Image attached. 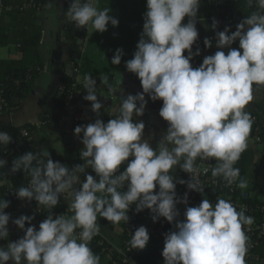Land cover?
I'll use <instances>...</instances> for the list:
<instances>
[{"label":"clouds","instance_id":"1","mask_svg":"<svg viewBox=\"0 0 264 264\" xmlns=\"http://www.w3.org/2000/svg\"><path fill=\"white\" fill-rule=\"evenodd\" d=\"M246 3L248 7L255 3L258 11L244 17L231 34L229 26L216 32L220 50L193 68L190 61L200 55L199 49L192 51L198 38L195 24L200 0H146L136 50L125 62L126 70L139 79L142 91L121 100L118 115L107 123L97 118L74 128V136L84 146L79 153L83 163L70 169L45 159L42 152H26L12 161L11 173L22 170L30 176L29 185L15 191L19 200H35L50 210L67 193L71 215L54 217L50 213L38 230L25 227L26 223L31 225L33 216L12 220L24 235L0 246V264L9 260L13 264H100V257L89 246L100 233L98 217L114 225L127 224L133 205L136 213L148 209L154 223L161 217L170 224L176 221L175 230L164 235L163 264H246L248 236L244 226L250 230L254 218L245 215L243 207L237 211L225 199H218L215 205L202 199L198 206L187 207L188 193L179 198L175 191L177 183L186 184L188 190L204 191L191 175L196 172L197 159L215 160L212 177H222L226 186L240 177L234 165L248 147L253 124L245 108L253 99V85L264 86V0ZM97 4L98 0H71L67 22L77 29L90 25L100 33L109 24L118 26V19L109 15L110 9L101 10ZM51 6V2L46 5ZM186 17L187 23H182ZM217 25L213 19L211 28ZM237 41L238 48H231ZM203 43L205 48L212 47L210 38ZM225 48L229 49L227 54ZM123 55L117 48L111 64L119 65ZM100 82L111 90L108 75ZM83 89L87 91L84 100L91 102V111L99 116L102 104L96 80L85 75ZM145 95L153 102L162 101L158 115L168 124L155 149L142 140L144 122L133 119L144 115ZM11 139L0 131V146H7ZM5 164L0 159V168ZM177 165L190 175L189 181H174L170 173ZM87 169L95 176L85 174ZM81 174H85L83 181ZM247 186L244 180L237 184L240 189ZM9 203L0 199L2 240L9 235L6 226L11 217L4 211ZM177 204L186 206L182 221L177 220ZM149 239L145 226L136 228L128 241L129 251L144 250Z\"/></svg>","mask_w":264,"mask_h":264},{"label":"crops","instance_id":"2","mask_svg":"<svg viewBox=\"0 0 264 264\" xmlns=\"http://www.w3.org/2000/svg\"><path fill=\"white\" fill-rule=\"evenodd\" d=\"M45 1L46 3L44 6L37 9V12L34 13L32 18L27 17L25 23L24 21H17L13 19L11 15L7 14H3L0 17V62L20 61L22 59L19 37L22 31H26L29 28L31 19L34 20V24L40 32L38 53L42 60V69L39 71L38 77L34 81L33 88L29 95L17 106L12 108L7 107L6 110L0 111V127L19 128L27 125L32 127L29 133V140L18 152L8 158L7 166L12 165L14 159L22 156L26 152H42L45 159H47V157L51 159L53 155H62L66 148H73L79 155L84 147L80 139L73 134L74 124L71 115L67 112L60 111L55 102L60 80L65 69L70 66L69 61L72 60L76 67V62L79 59L76 58L77 56L74 57L70 54V49L65 38V25L67 24V19L62 11L63 0ZM49 2L52 3V6L46 7ZM207 9L208 1L200 0L197 11V22L195 24L198 31V38L192 46L193 52L197 49L200 50V55L194 56L199 59L200 63H202L204 57L216 52L212 47L205 48L203 43L204 39L208 38L210 29L206 17V13L208 12ZM92 35L93 29L91 30V34H89L88 27L86 39H89ZM230 47L238 48V41L234 42ZM228 50V48L223 49L225 54H227ZM129 74L130 72L119 73V80H122L121 83L116 81L115 77L109 81L111 90L101 83L100 80L95 79L98 101L102 104L99 116L91 111V102L83 98L87 94V91L85 89L78 91L76 96V111L80 115V122L90 123L94 122L97 118L107 121L111 119L112 113L120 108L121 98H126L129 94L135 95L141 92L142 88L139 79L135 74ZM252 96L253 99L245 108V111L250 112V114L259 113V117H262L263 111H259L258 106L263 102L264 95L259 89L253 87ZM145 99L148 103L144 115L134 117L133 119L135 122L141 120L144 122L145 128L142 140H147L153 149H155L158 142L162 139L168 124L158 114L148 111V109L152 111L153 109H159L161 107V101L158 100L153 102L147 95H145ZM46 114L53 116L55 118L54 121L43 122L42 119ZM257 145H260L261 149L252 146V138L249 135L247 149L252 152V162L246 172L245 180L247 185L250 186L251 189H254L251 195L257 196V198L262 201L264 200V180L262 181V177H258V171L262 169L264 172V145ZM80 162L83 163L81 159ZM181 163H183V161H181ZM123 167L122 165L121 168ZM2 171L3 169L0 168V186H7L1 179ZM86 172L95 176V173H93L91 169H87ZM170 174L173 175L174 181L180 180L182 173L179 165L172 169ZM84 178L85 175L81 174V181H83ZM180 186L181 184L177 183L175 189ZM77 187H79V185H77ZM0 199H3L1 194ZM69 200L68 194L64 193L59 198L57 206H63L68 209ZM33 202H35V200H25L24 207L28 209ZM21 215H26L24 210L19 216L17 215L15 219L19 218ZM256 219L264 222V216ZM97 222L100 225V233L98 235L111 249H113V251L119 249L121 246V223L114 225L99 217ZM33 225V221H31V225L26 223L25 227ZM6 227L9 232L8 238H15L18 232L22 231L12 222L8 223ZM150 251L148 246L142 250L146 256H149L148 254H150ZM258 258L259 261L257 262H249L246 264H264V259L260 258V256ZM109 261L110 256L106 254L100 259V264H109ZM6 264H13V262L9 260ZM134 264H137V262H134Z\"/></svg>","mask_w":264,"mask_h":264},{"label":"trees","instance_id":"3","mask_svg":"<svg viewBox=\"0 0 264 264\" xmlns=\"http://www.w3.org/2000/svg\"><path fill=\"white\" fill-rule=\"evenodd\" d=\"M207 2V0H204ZM32 3L35 8H27L22 12L13 11L10 13H5L11 15L13 19L17 21H24L27 19L25 15L32 18L37 9L44 6L45 0H3L0 1L1 5H13L21 6L24 4ZM71 0H63L62 11L66 17L67 8L69 7ZM99 9L109 8V15L118 19V26L113 27L110 24L107 26V30L103 33L96 32L93 28V35L89 39H86V31L90 26L85 28L77 29L72 24L65 25V38L70 49V54L74 57L79 56V60L76 62L77 76L78 80L71 79L67 76H62L59 86H65V88H70V86L75 83L76 90H83V78L85 75L92 76L93 79L101 80V78L106 74L109 77V81L114 79V77L121 72H128L125 68V62L132 59L133 53L136 50V44L140 38V33L142 32L143 25V13L146 11V0H98L97 4ZM225 10L235 11L238 15L239 21L243 20L244 17L251 15L253 12L258 11L255 3L252 7H248L246 0H228L223 2L222 6ZM209 10V9H207ZM188 18L186 17L182 23H187ZM19 47L22 54V59L20 61H10V62H0V83L3 85V97L7 102V107L12 108L17 106L21 101H23L30 93L33 88L34 81L37 79L39 71L42 69V60L38 53V44L40 40L39 29L35 26L34 20L31 19L29 28L22 31L19 37ZM117 48L123 50L124 55L121 58L119 65H112L111 59ZM184 55H187L185 51ZM132 74V73H130ZM253 87L259 89L264 95V86L254 84ZM56 105L60 111H63L64 107V96L56 93L55 99ZM76 103V100L72 101ZM259 111H263V116L259 117V113H252L257 118V126L259 127V133L257 137L259 141L257 144L264 145V99L263 102L258 106ZM119 109L113 112L111 119L118 115ZM53 116L46 114L42 121L43 122H53ZM108 121V120H107ZM107 121H104L107 123ZM93 123V122H90ZM89 123H76L73 126V130L76 126L87 125ZM26 129L29 133L32 127L22 126L19 128H6L0 127V131L7 132L12 136H18L20 131ZM251 138L254 139L253 126L250 134ZM51 160L53 162H60L69 168L75 164L81 163L80 158L76 150L73 148H66L62 155H53ZM252 162V152L246 149L241 154L240 159L234 165V167L239 168L240 177H245L246 172ZM216 161L214 160V167L216 166ZM180 180H183L185 172L181 170ZM30 178L27 172L22 170L18 171L16 178L12 180V187L14 189L24 187L28 179ZM219 180H223L222 177H216ZM181 186L175 189L176 193L179 192ZM158 190V188H157ZM246 193L249 194V198L244 200V202L252 205L255 218H261L264 216V211H260L261 206H264L263 201L259 200L257 196L251 195L254 189L250 186L245 189ZM10 189L7 186H0V194L2 198L9 201L8 193ZM240 190H237L236 195H238ZM228 189L223 187L220 189H212L206 191L205 198L210 202L214 201L216 198L223 199L227 194ZM10 205V203H9ZM37 202H33L31 206H36ZM42 210L40 215V220H44L50 213L55 217L59 215L70 216V212L67 208L63 206H55L52 209H47L44 206H39ZM26 216H31L26 213ZM122 227V224H121ZM76 231H80L77 229ZM14 238H8L7 240L0 239V246L5 243L13 242ZM90 248L93 253L103 258L109 253L111 249L110 246L99 236H95L90 242ZM147 246L150 248L149 256H146L142 251L137 250L132 254V261L137 262V264H163V258L161 256L162 245L156 240L150 238ZM259 248V249H258ZM255 251V254L264 259V239L262 240L260 246ZM258 256V257H259ZM111 264V261L109 262Z\"/></svg>","mask_w":264,"mask_h":264},{"label":"built area","instance_id":"4","mask_svg":"<svg viewBox=\"0 0 264 264\" xmlns=\"http://www.w3.org/2000/svg\"><path fill=\"white\" fill-rule=\"evenodd\" d=\"M3 1V0H0ZM208 1V12L206 13V17L209 23V33L208 38L212 40V48L216 51L220 50L216 47V41H215V34L216 32L223 31L225 26H229V33L235 31L236 25L240 22L238 15L235 11L232 10H225L223 6V0H207ZM29 8H35L34 5L30 2L28 4H24L21 6H13V5H1L0 6V17L5 13H10L13 11H19L22 12L25 9ZM213 19L218 21V25L215 29L211 28V24ZM67 24H69L67 22ZM190 64L193 68L198 67L201 63L198 58L193 57V59L190 61ZM74 74L77 75V68L75 67ZM78 77V76H77ZM58 94L64 96V107L63 111L67 112L71 115L73 124L80 122V115L76 111V103H72V101L76 100V96L78 94V91L76 90V84L73 83L70 88H65V86H59L58 87ZM7 109V102L3 97V85L0 83V111H4ZM251 117L253 119V132H254V140L255 142L259 141V138L257 137V134L259 133V127L257 126V118L255 115L251 114ZM10 135V134H9ZM11 142L7 146H0V159H4L6 161L5 166L2 168L3 171L1 173V179L5 184H7V187L10 189L8 193V198L10 205L5 210V213L9 214L11 219L9 223L14 220L17 215L21 212H25L30 214L34 217L33 226L36 227L38 230L39 223L42 222L40 220V215L42 214L41 208L36 206H30L28 209L24 207V201L19 200L16 195L15 191L18 189H14L12 187V180L16 178L18 171L16 173L10 172V166H7V161L10 156H12L14 153L18 152L21 147L29 140V132L26 129H23L20 131L18 136H12L11 135ZM73 167V166H72ZM71 167V168H72ZM70 168V169H71ZM196 172L191 175H195L196 179L200 181V185L202 188H204V191L197 192L188 190L186 184H181V188L179 192L176 193L177 197L183 198L184 193H188V204L187 207H195L200 204L202 199L205 198L206 191L212 190V189H222L223 187H226L228 189L227 194L223 199L231 201V203L236 207L237 211L245 210V215L251 216L254 218V223L250 226H244V231L246 235L248 236V252L245 257L246 263L249 262H257L259 261L258 256L255 254V251L260 246L262 240L264 239V222L256 219L254 217L255 210L253 209L252 205L249 203L244 202V200L249 198V194L246 193L245 189H240L237 187V184L239 183V180H244L245 177H239L236 183L233 185L226 186V182L224 180H219L216 177H212V169L214 168V160H207L202 161L197 159L195 163ZM85 174H89L86 172ZM84 174V175H85ZM191 179L190 175L188 173H185V176L183 180L189 181ZM30 178L24 185V187H27L29 185ZM237 190H240L238 195H236ZM158 191L157 189H154V193ZM70 199L71 197L68 196ZM219 198H216L211 203L215 205ZM264 203V200H262ZM185 205L184 204H177V209L179 212V216L177 217V220L182 221L184 219L183 213L185 211ZM135 205H133L129 212V221L127 224L125 222H121V246L119 249H116L113 251V249L109 250V256L111 264H132V254L136 250L129 251V245L128 241L131 239V234L134 233L135 229L140 226H145L149 237L156 240L158 243L163 245L164 241V235L167 234L170 231H174V224L176 221H173L172 224L168 223L164 218H159L155 223L151 219V213L148 209H145L139 213H136L134 211ZM261 212L264 211V206H261L259 209ZM78 232V231H77ZM24 235L23 231L18 232L17 236L14 238V241L21 238ZM13 241V242H14ZM7 243L3 244L6 245ZM2 245V246H3ZM109 261V262H110Z\"/></svg>","mask_w":264,"mask_h":264},{"label":"water","instance_id":"5","mask_svg":"<svg viewBox=\"0 0 264 264\" xmlns=\"http://www.w3.org/2000/svg\"><path fill=\"white\" fill-rule=\"evenodd\" d=\"M73 57V56H72ZM71 57V59H72ZM77 59H79V56L76 57ZM69 65L66 69H65V72L63 73L64 76H67L71 79H74L76 80L77 79V75L73 73L74 69H75V64L73 63L72 60L69 61ZM130 75V74H129ZM119 74L115 76V79L116 81H118L120 78H119ZM124 98H121V100H123ZM161 106H162V101H161ZM161 108V107H160ZM159 108V109H160ZM159 109L155 110L153 109V111L151 109H148L149 112H153L155 114H158L159 113Z\"/></svg>","mask_w":264,"mask_h":264},{"label":"rangeland","instance_id":"6","mask_svg":"<svg viewBox=\"0 0 264 264\" xmlns=\"http://www.w3.org/2000/svg\"><path fill=\"white\" fill-rule=\"evenodd\" d=\"M25 16L28 17V15H25ZM91 30H92V28L89 26V34H91ZM252 146H255V148H257V149H261V146L260 145H257V142H255L254 139H252ZM258 177H262V181L264 180V172H263L262 169L258 171Z\"/></svg>","mask_w":264,"mask_h":264}]
</instances>
